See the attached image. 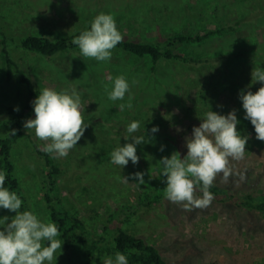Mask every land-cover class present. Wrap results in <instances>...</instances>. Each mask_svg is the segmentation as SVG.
<instances>
[{"label": "rangeland", "instance_id": "374dc122", "mask_svg": "<svg viewBox=\"0 0 264 264\" xmlns=\"http://www.w3.org/2000/svg\"><path fill=\"white\" fill-rule=\"evenodd\" d=\"M263 11L264 0H0V39H6L15 63L8 80L0 48V123L5 121L6 107L23 106L27 88L22 75L29 76L33 89L40 92L44 88L57 92H71L75 88L81 94L84 120L90 126L69 155L55 161L62 169V195L67 205L83 218L89 229L99 233L108 216L116 215L128 203L134 204L139 191L162 178L157 164L161 157H170L173 151L179 152L181 158L186 155L185 137L191 135L192 128L198 127L209 111L193 103L196 90L188 86V81L197 79L201 83L215 73L223 82V90L246 71L245 65L236 58L227 60L226 70L161 63L151 71L148 59L115 48L107 62L83 57L79 50L49 58L23 50L19 38L35 34L56 39L90 25L98 14L104 13L114 16L122 36L154 41L174 30L196 32L212 28L241 13L247 16L243 27L200 44L184 45L181 51L196 57L249 49L264 52V13H260ZM256 13L260 14L254 16ZM109 75L113 78L123 75L129 82L130 93H126L124 101L108 98L105 85L111 91ZM252 86L264 85L257 82ZM129 95L133 107L119 111L118 105L127 102ZM217 100L213 106H221L225 113L236 108L232 97L223 94ZM34 118V114L28 117ZM133 121L141 123V131L135 135L143 134V127L146 133L152 127H158L159 131L153 134V143L137 146L139 163L133 166L129 161L121 169L110 162V154L119 145L131 142L125 140L127 127ZM25 131L27 135L13 150L16 174L30 211L42 221L51 222L42 200L44 161L36 152L42 151L48 142L36 138L33 130ZM252 137V145L246 144L244 159L231 161L233 175L229 182L223 183L221 174L214 183L237 194H264V142L258 144L256 134ZM161 145L163 152L158 150ZM135 172L145 173L144 185L137 186L134 180L126 184L120 179ZM241 172H246L245 181L239 180ZM124 213L107 223L109 227L120 226L143 237L161 251L168 264H264V217L256 212L227 208L216 200L206 209L189 212L182 205L164 199L147 211L139 210L125 222ZM14 215L0 209V218L11 219ZM61 253L56 264H88L79 245L66 249L62 243Z\"/></svg>", "mask_w": 264, "mask_h": 264}, {"label": "clouds", "instance_id": "9594fccd", "mask_svg": "<svg viewBox=\"0 0 264 264\" xmlns=\"http://www.w3.org/2000/svg\"><path fill=\"white\" fill-rule=\"evenodd\" d=\"M123 37L117 30L112 14H98L90 25V30L83 31L72 40L78 46L80 54L96 61L107 62L111 59L112 50L122 41ZM111 83L105 90L111 101H124L126 93H130V84L123 75L107 77ZM259 82L264 85V68L256 67L251 72V84L238 93L245 116L254 128L256 139L264 142V86L255 93L250 88ZM135 83V81H133ZM34 119H27L23 127L33 130L36 138L47 141L42 151L54 154L53 158H63L76 147L84 136L90 123H85V107L81 102V94L73 88L71 92L44 88L40 95L31 102ZM205 113L198 127H193L190 136L185 137L186 155L181 158L179 152L173 151L170 157H161L157 164L159 175L164 177L165 197L168 201L182 205L185 211L206 209L214 200L209 191L218 175L222 174V182L227 184L233 175L231 161L244 159L248 135L237 131L240 121L237 110L233 109L227 115H221L211 110ZM131 96L125 103L118 105L123 112L131 109ZM221 107V106H218ZM14 111H19L14 108ZM139 121L131 122L127 127L128 138L123 146L119 145L111 152V163L125 168L129 161L135 166L139 163L137 146L150 144L155 140L153 134L159 131L152 127L148 133ZM17 130L7 132L8 136H16ZM164 151V146L158 149ZM239 180H246V172L238 173ZM145 173L135 172L122 176L123 183L136 181L137 186L144 185ZM6 174L0 172V209L15 213L11 219L8 216L0 218V264H56L61 255L63 241L55 222H44L32 211H20L22 200L17 193L5 187ZM202 196L197 195V192ZM10 219V222H9ZM59 253V254H57ZM103 264H129L128 258L121 252L115 257L106 256Z\"/></svg>", "mask_w": 264, "mask_h": 264}, {"label": "trees", "instance_id": "16d2710c", "mask_svg": "<svg viewBox=\"0 0 264 264\" xmlns=\"http://www.w3.org/2000/svg\"><path fill=\"white\" fill-rule=\"evenodd\" d=\"M260 13H264V11ZM260 13H256L254 16H258ZM246 18L247 16L238 13L234 14V18L231 21L214 25L212 28H203L196 32H192L190 29L174 30L164 35L162 39L154 41H140L122 36V41L115 49L139 59H148L151 63V71H154L161 63H177L192 68L209 66L217 69V67H221V70H226L228 59H241L246 71L235 79L234 84H228L223 90L221 88L223 82L219 79V76H215V73H212L210 77L205 78L201 83L197 79V81L190 80L188 81V86L196 90L193 103L204 106L205 111L210 110L209 104L212 111L226 115L224 108L220 109L218 107V109L213 104L223 94L234 98L236 101V108L234 109L237 110V119L240 121L237 131L241 135L250 137L247 142V145H249L253 140L252 135L255 134V131L250 121L244 119L245 113L238 98V93L251 84V72L253 69L256 67L264 68V52L258 51V49H249L248 51H238L233 54H219L215 57H196L181 51V47L184 45L191 43L200 44L225 32L243 27V22L247 20ZM90 25L78 27L56 39L26 34L19 38V45L25 51L49 58L65 52H77L79 48L73 45L72 40L83 31L90 30ZM0 48L5 62L6 77L9 80L14 71L15 63L8 51L4 37L0 39ZM21 80L27 88V97L23 106L22 108L13 105L6 107L5 121L3 124L0 123L2 125V128H0V172L6 174L4 186L10 191L16 192L22 200L20 209L22 212L30 211V208L16 174L13 150L19 140L27 135L23 124L28 117L34 114L31 102L41 92L40 89H33L29 76L22 75ZM258 89L255 86L250 88L253 93ZM195 107L197 108V106ZM14 108H18L19 111H14ZM12 129L17 130L16 136L6 135ZM259 142L258 144H263L262 141ZM254 144L257 145V143ZM36 152L43 157L44 161L41 167L43 204L49 213L51 222L56 223L61 233L59 237L66 249L79 245L83 249L88 264H100V260L104 256H115L118 251L127 256L129 264H168L163 258L161 251L154 244L120 226L111 228L107 224L115 217H120L119 214L123 212H125V218L122 220L124 222L128 221L130 216L136 215L139 210L147 211L166 199L164 177L154 182L153 186L139 191L134 204L128 203L116 215L108 216L106 224L97 233L89 229L83 218L71 206L67 205V200L62 195V169L60 164L55 161L52 154H47L44 151ZM209 191L214 196V200L227 208L256 212L264 217V194H237L216 183H213ZM197 193L202 195L199 191Z\"/></svg>", "mask_w": 264, "mask_h": 264}]
</instances>
